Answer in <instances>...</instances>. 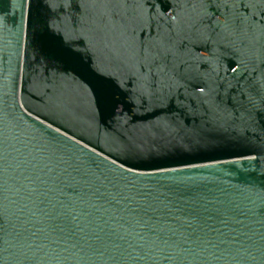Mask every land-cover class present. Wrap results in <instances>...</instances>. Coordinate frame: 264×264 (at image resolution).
<instances>
[{
	"label": "water",
	"instance_id": "water-1",
	"mask_svg": "<svg viewBox=\"0 0 264 264\" xmlns=\"http://www.w3.org/2000/svg\"><path fill=\"white\" fill-rule=\"evenodd\" d=\"M0 264H264V0H0Z\"/></svg>",
	"mask_w": 264,
	"mask_h": 264
}]
</instances>
